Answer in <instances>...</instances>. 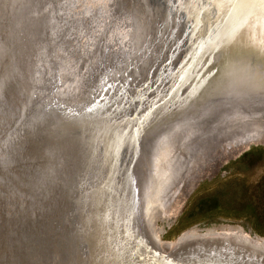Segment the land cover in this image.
<instances>
[{"label": "rangeland", "instance_id": "1", "mask_svg": "<svg viewBox=\"0 0 264 264\" xmlns=\"http://www.w3.org/2000/svg\"><path fill=\"white\" fill-rule=\"evenodd\" d=\"M209 2L0 0V264H191L188 231L264 239V11L237 10L233 40Z\"/></svg>", "mask_w": 264, "mask_h": 264}, {"label": "bare ground", "instance_id": "2", "mask_svg": "<svg viewBox=\"0 0 264 264\" xmlns=\"http://www.w3.org/2000/svg\"><path fill=\"white\" fill-rule=\"evenodd\" d=\"M264 28V26L262 27ZM264 30V29H263ZM264 37V35H263ZM253 123V121H252ZM249 130V129H248ZM255 131V130H254ZM253 131V132H254ZM240 132V131H239ZM252 132V133H253ZM243 133V132H242ZM259 134V133H258ZM262 134V133H261ZM252 135V134H251ZM263 135V134H262ZM243 136V134H242ZM256 136V135H255ZM234 138V137H233ZM230 139V138H229ZM261 139V138H260ZM254 140V139H252ZM264 140V139H263ZM263 140H261L263 142ZM228 141V140H227ZM259 141V139L257 140ZM234 142V141H233ZM232 142V143H233ZM228 143V142H227ZM231 143V144H232ZM251 143V142H250ZM246 144V143H245ZM227 145V144H226ZM249 145V144H248ZM224 146V143L223 145ZM226 148V147H225ZM221 149V148H220ZM216 151V150H215ZM199 153V152H198ZM198 156V154H197ZM183 157V156H182ZM196 157V156H194ZM193 157V158H194ZM186 158V157H185ZM202 158V157H201ZM182 159V158H181ZM175 160L174 163L175 164H179L180 161L182 160ZM188 162V159H186ZM185 160V161H186ZM202 159H200L201 161ZM184 161V159H183ZM179 162V163H178ZM193 162V161H191ZM190 162V164H191ZM204 162V161H203ZM206 162V161H205ZM210 162V161H209ZM185 162H181V164H183ZM195 163H198L195 162ZM204 164V163H202ZM201 164V165H202ZM199 165V164H198ZM174 166V164H173ZM172 166V168H173ZM178 166V165H176ZM188 166V165H187ZM200 166V165H199ZM206 166V164H205ZM171 167V166H170ZM175 167V166H174ZM180 167V166H179ZM182 167V165H181ZM177 168V167H176ZM186 168V166H185ZM191 168V167H190ZM198 168V167H197ZM175 168H173L172 172L174 171H178V170H174ZM184 169V168H183ZM188 169V168H187ZM217 169V167H216ZM186 170V169H185ZM184 170L185 174L186 171ZM190 171L192 169H189ZM205 170V169H204ZM196 171V170H195ZM180 172V171H179ZM183 172V173H184ZM188 172V171H187ZM197 172V171H196ZM208 172V171H207ZM212 172V171H211ZM171 173V170H170ZM182 173V172H181ZM182 173V174H183ZM192 173V172H191ZM193 174V173H192ZM201 174V173H200ZM207 174V173H206ZM177 175V174H176ZM181 175V174H180ZM188 175V173H187ZM198 175V174H196ZM174 176V175H172ZM179 176V175H178ZM158 177H162V179L160 180V178H158L157 181H155V193L153 194V196L157 195L158 193H160L159 191L161 190V188L163 186H165V184L163 185L164 180L166 179V181H168L167 177L168 174H163L161 173L160 176ZM190 177V176H188ZM182 178V175H181ZM164 179V180H163ZM163 180V181H162ZM180 180V179H179ZM183 180V179H182ZM186 180V179H185ZM184 180V181H185ZM189 181V180H188ZM187 181V182H188ZM170 182V180L168 181ZM167 182V183H168ZM177 182V181H176ZM186 182V183H187ZM196 183V182H195ZM195 183L192 184L191 186H189L190 188L187 191V194L191 192V190L195 187ZM185 184V182L183 183ZM182 184V185H183ZM163 185V186H162ZM162 186V187H161ZM186 186V185H184ZM167 187V186H166ZM172 187V186H171ZM179 188V187H178ZM185 188L186 191V187ZM163 189V188H162ZM169 189V188H168ZM164 190V189H163ZM177 190V188H176ZM165 191V190H164ZM181 191V190H180ZM184 191V190H182ZM181 191V192H182ZM184 191V192H185ZM153 192V191H152ZM169 192V191H168ZM180 192V193H181ZM157 193V194H156ZM163 194V193H162ZM162 194H158V196L162 195ZM179 194V193H178ZM176 195V194H175ZM185 195V194H184ZM157 196V197H158ZM151 197V196H150ZM163 197V196H162ZM166 195L164 196L165 199ZM172 197V196H171ZM152 198V197H151ZM155 198V197H154ZM170 198V195L169 197ZM160 199V198H159ZM167 199V197H166ZM165 199V200H166ZM153 200V199H152ZM150 199V201H152ZM156 200V198L154 199ZM161 200V199H160ZM147 201V200H146ZM149 201V202H150ZM158 201V199H157ZM163 201V199H162ZM156 202V201H155ZM175 202V200H174ZM159 203V202H158ZM162 204V202H160ZM173 203V202H172ZM179 203V202H178ZM150 203H148L149 205ZM146 205V204H145ZM147 205V206H148ZM165 205V203H164ZM168 205V204H167ZM169 206V205H168ZM159 207V206H158ZM161 207V206H160ZM159 207V208H160ZM174 207V206H173ZM147 208V207H146ZM163 207H161L162 209ZM169 208V207H168ZM179 208V207H178ZM165 209V206H164ZM170 209V208H169ZM174 209V208H173ZM156 210V209H154ZM163 210V209H162ZM172 210V209H171ZM168 211V210H167ZM163 212V211H162ZM173 212V211H172ZM176 213V212H175ZM146 214V213H145ZM168 214V213H167ZM166 214V216H167ZM177 215V214H176ZM167 218V217H165ZM169 218V217H168ZM147 220V219H146ZM145 220V221H146ZM157 220V219H156ZM155 221V220H154ZM148 222V221H147ZM150 222V221H149ZM150 231V230H149ZM159 232V231H158ZM196 233V234H195ZM157 234V232H156ZM194 236V237H192ZM187 238L190 239V237H192L193 239H195V245L193 246L192 252H191V264H264V239L262 238H254V237H248L245 234L241 233V232H236V231H230V230H213V231H188L186 233H184L182 235V237L180 239L183 238ZM187 239V240H188ZM158 240V239H155ZM154 240V241H155ZM165 243V242H164ZM159 245V244H158ZM169 245V244H168ZM161 246V245H160ZM171 247V246H170ZM173 247V246H172Z\"/></svg>", "mask_w": 264, "mask_h": 264}, {"label": "snow or ice", "instance_id": "3", "mask_svg": "<svg viewBox=\"0 0 264 264\" xmlns=\"http://www.w3.org/2000/svg\"><path fill=\"white\" fill-rule=\"evenodd\" d=\"M199 7L203 8V4H199ZM208 8L211 9H227L226 13H221V18L225 22V26L228 27V33L231 35V39H235V35L233 34V27L228 26L229 20L233 19L234 13L239 10V15L236 16L234 23L238 24L240 28L243 27L241 23V19L244 14H251L259 11H264V0H217L216 3L209 2L207 4ZM238 32V30H237ZM229 35L221 37L222 40L229 39ZM219 50V46L217 49L213 51L216 52ZM259 76L262 81H264V66H261ZM90 110V109H89Z\"/></svg>", "mask_w": 264, "mask_h": 264}, {"label": "water", "instance_id": "4", "mask_svg": "<svg viewBox=\"0 0 264 264\" xmlns=\"http://www.w3.org/2000/svg\"><path fill=\"white\" fill-rule=\"evenodd\" d=\"M189 237H185V238H183V239H177L178 241L176 242V243H174V245H179L180 243H182V241H184V240H186V239H188ZM163 247H165V248H167V249H169V247L170 246H168V245H164Z\"/></svg>", "mask_w": 264, "mask_h": 264}]
</instances>
